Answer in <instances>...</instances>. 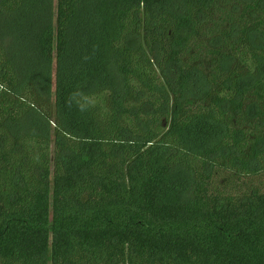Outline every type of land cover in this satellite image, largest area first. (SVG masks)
Returning <instances> with one entry per match:
<instances>
[{
    "label": "trees",
    "instance_id": "obj_1",
    "mask_svg": "<svg viewBox=\"0 0 264 264\" xmlns=\"http://www.w3.org/2000/svg\"><path fill=\"white\" fill-rule=\"evenodd\" d=\"M263 18L0 0V264H264Z\"/></svg>",
    "mask_w": 264,
    "mask_h": 264
},
{
    "label": "rangeland",
    "instance_id": "obj_2",
    "mask_svg": "<svg viewBox=\"0 0 264 264\" xmlns=\"http://www.w3.org/2000/svg\"><path fill=\"white\" fill-rule=\"evenodd\" d=\"M263 22H264V18H263ZM197 49L198 50H194L192 52V55L191 56L195 57L196 55H200L201 58H203L205 56V50H202V48H197ZM203 59H205V57ZM254 183L261 184V185L264 184V175L261 176V178H255L254 179Z\"/></svg>",
    "mask_w": 264,
    "mask_h": 264
}]
</instances>
